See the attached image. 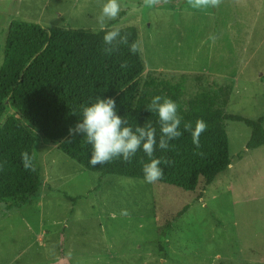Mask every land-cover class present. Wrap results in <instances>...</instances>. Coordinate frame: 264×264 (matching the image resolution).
Here are the masks:
<instances>
[{
    "label": "rangeland",
    "instance_id": "obj_1",
    "mask_svg": "<svg viewBox=\"0 0 264 264\" xmlns=\"http://www.w3.org/2000/svg\"><path fill=\"white\" fill-rule=\"evenodd\" d=\"M119 2L112 26L136 27L142 82L150 74L175 78L187 96L209 86L207 75L232 84L227 112L264 114V0L201 9L187 0L152 8ZM102 3L0 0V63L11 20L97 30ZM13 112L8 107L0 124ZM226 131L228 168L186 190L89 170L34 130L42 184L36 198L0 202V264H264V144L246 147L250 128L242 121H226Z\"/></svg>",
    "mask_w": 264,
    "mask_h": 264
},
{
    "label": "trees",
    "instance_id": "obj_2",
    "mask_svg": "<svg viewBox=\"0 0 264 264\" xmlns=\"http://www.w3.org/2000/svg\"><path fill=\"white\" fill-rule=\"evenodd\" d=\"M115 20L109 21L105 30L45 29L29 20L10 21L0 63V120L8 107L14 112L7 114L0 124V202L16 197L28 200L39 194L42 178L37 165L33 161L35 171H31L24 169L21 162L22 152L34 157V130L58 143L64 153L89 170L143 178L141 161L148 162L149 158L142 150L130 163L116 159L93 168L88 163L91 145L80 134L69 137V127L81 118L80 106L91 104L98 96L114 98L117 115L125 118L133 129L151 121L157 140L160 136L157 115L146 109L156 95L176 102L183 118L180 126L183 134L170 141L168 149L157 147L154 157L170 161L161 163L163 179L159 182L186 190H194L200 182L210 184L230 165L226 121L239 120L250 128L247 148L264 144V114L248 118L226 111L232 84L217 80L212 83L205 75L202 80L209 86L187 97L180 80L175 78L150 74L142 82L139 75L144 63L140 51L131 54L127 45H121L112 55L105 54L102 37L104 31L114 27ZM118 28L122 34H130L129 44L138 42L134 25ZM122 61H127L126 68L120 67ZM198 119L206 122L207 130L201 134L200 147L196 148L190 132L184 131L183 126L185 123L194 126ZM5 207L12 205L7 203ZM187 208V204L182 206L178 214Z\"/></svg>",
    "mask_w": 264,
    "mask_h": 264
},
{
    "label": "clouds",
    "instance_id": "obj_3",
    "mask_svg": "<svg viewBox=\"0 0 264 264\" xmlns=\"http://www.w3.org/2000/svg\"><path fill=\"white\" fill-rule=\"evenodd\" d=\"M147 8L167 4L170 0H142ZM192 8H215L221 0H187ZM119 0H103L100 5L97 23L101 30L106 29L108 21L117 19L121 12ZM129 33H121L120 28L112 27L111 30L104 31L102 37L105 45L103 52L112 55L119 50V46L127 45L131 54H136L141 50L139 42L129 44ZM214 39V37H210ZM120 67L126 68L127 61H122ZM147 111L157 115V123L160 126V136L157 140L156 128L151 121L144 123L143 126H136L134 129L127 124V120L117 115L116 101L114 98H100L88 105L80 106L81 118L72 127H69V137L77 134L82 135L84 142L91 145V152L88 163L93 168L98 165L111 163L116 159L130 163L132 157L138 152L143 153L149 158L148 162L142 163L143 179L146 183L152 184L163 179L161 163L169 164L167 159L154 157L157 147L161 150L169 148V142L178 139L183 133L180 130L182 117L178 113L176 102L167 97L156 95L152 97ZM75 115V113L73 112ZM184 131L191 134L192 143L196 148L200 147V136L207 130V124L202 119H198L194 126L185 123ZM34 157L28 152L21 153V162L26 170L35 171L33 163ZM122 216H129L130 213L123 209Z\"/></svg>",
    "mask_w": 264,
    "mask_h": 264
},
{
    "label": "crops",
    "instance_id": "obj_4",
    "mask_svg": "<svg viewBox=\"0 0 264 264\" xmlns=\"http://www.w3.org/2000/svg\"><path fill=\"white\" fill-rule=\"evenodd\" d=\"M71 28H75V27H71ZM77 28H79V27H77ZM89 29V28H88ZM92 30V29H91ZM6 208V207H5Z\"/></svg>",
    "mask_w": 264,
    "mask_h": 264
}]
</instances>
